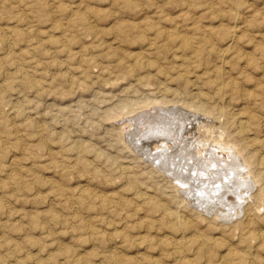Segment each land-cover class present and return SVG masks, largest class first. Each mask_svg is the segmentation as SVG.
Wrapping results in <instances>:
<instances>
[{
	"label": "rangeland",
	"instance_id": "obj_1",
	"mask_svg": "<svg viewBox=\"0 0 264 264\" xmlns=\"http://www.w3.org/2000/svg\"><path fill=\"white\" fill-rule=\"evenodd\" d=\"M0 85V264L264 263V180L251 178L236 216L210 215L145 155L160 140L134 125L157 101L201 106L184 134H224L264 170V0H0Z\"/></svg>",
	"mask_w": 264,
	"mask_h": 264
},
{
	"label": "bare ground",
	"instance_id": "obj_2",
	"mask_svg": "<svg viewBox=\"0 0 264 264\" xmlns=\"http://www.w3.org/2000/svg\"><path fill=\"white\" fill-rule=\"evenodd\" d=\"M197 16V15H196ZM237 18V16H236ZM165 26V25H164ZM182 28V27H181ZM4 31V30H3ZM185 31V30H184ZM231 31V30H230ZM229 31V32H230ZM227 32V33H229ZM7 33V32H6ZM232 33V32H230ZM125 34V33H124ZM237 34V33H236ZM175 35V34H174ZM180 35V34H179ZM154 36V35H153ZM233 36V34H232ZM234 36H235V32H234ZM11 37V36H10ZM9 37V38H10ZM141 37V36H140ZM183 37L185 38V36L183 35L182 36V39ZM236 37V36H235ZM237 38V37H236ZM184 40V39H183ZM191 40L193 39H185V46L187 45L188 48L189 46L191 45ZM235 40V38H234ZM165 41V40H164ZM233 41V40H232ZM237 41V40H236ZM230 42V41H229ZM232 43V42H231ZM194 44V43H193ZM195 46V45H194ZM13 47V46H12ZM197 48V47H196ZM229 48V47H227ZM191 49V48H190ZM148 50V49H147ZM204 50V49H203ZM222 50V49H221ZM11 51V50H10ZM199 52V51H198ZM201 52V51H200ZM54 53V52H53ZM198 54V53H197ZM4 55V54H3ZM148 56V55H147ZM139 57V56H138ZM151 57V56H150ZM159 57V56H157ZM18 58V57H16ZM204 58V57H203ZM207 59V58H206ZM138 60V58H137ZM143 60V59H142ZM223 60V59H222ZM139 61V60H138ZM159 61V60H158ZM208 61V60H207ZM210 61V60H209ZM137 62V61H136ZM188 62V61H187ZM139 63V62H137ZM141 63V61H140ZM184 63V61H183ZM4 64V63H3ZM189 64V63H188ZM187 64V65H188ZM122 65V64H121ZM125 67V66H124ZM136 67L135 65L131 66V68L129 67L128 70L130 72H133L136 70ZM125 69L127 70V66L125 67ZM143 69V68H142ZM179 69V68H177ZM15 70V69H14ZM181 70V69H180ZM183 71V70H182ZM224 72V71H223ZM170 74V73H169ZM181 74H179L180 76ZM185 74H183L184 76ZM141 77V76H140ZM181 77V76H180ZM216 77V76H215ZM182 78V77H181ZM29 80V79H28ZM72 80V79H71ZM33 81V80H32ZM31 81V82H32ZM3 82V81H2ZM225 82V81H224ZM222 82V83H224ZM189 83V82H188ZM1 86V85H0ZM222 87V85H221ZM2 88V87H1ZM222 90H223V87H222ZM15 91V90H14ZM170 91V90H169ZM10 92V91H9ZM177 94V93H176ZM175 94V95H176ZM199 94V93H198ZM164 100V99H163ZM173 100V99H172ZM1 102V101H0ZM176 102V101H175ZM146 103V102H145ZM158 103V101H157ZM155 104L154 105V109L153 106H152V110L154 109L155 112H150L149 110H146L144 112H141L139 113L137 116H136V120H135V124L136 125V133H139L140 132V135L137 134V136L139 135L140 136V139L142 138V141H146V140H149V139H152L155 137V140L159 139L160 140V143L159 145H156V147L153 149L154 151H149L147 153H145L146 156H148V158L152 161H155L157 162L158 166L163 168L165 171L169 172L171 174V176L174 177L175 181H176V186L179 187L182 191L186 192V195L188 198L190 197L192 202H194V204L199 207L201 210L205 211L206 213L210 214V215H214L215 217H221L223 218V220L225 219H228L229 217H232V216H236L237 214V209H238V205L239 203L243 204L242 203V200L244 201L243 198H245L248 191L247 189L250 188V187H253V183L251 182L252 179L256 180L257 182H261L264 180V170H258L256 169L255 167H253L254 163H255V155L254 154H247L245 153V149L242 147V145H240L239 143H231L230 141L226 140L225 138H223V135H221L220 133V136L219 137H213L211 139H209L207 137V135L205 133H203L201 130H200V126L199 128H193L190 130L189 134H184L185 133V129H186V126L185 123L189 122L191 120L190 117V114H189V110L190 109H193V111L195 112L194 108H193V104H189V106H187V108H181L178 104H177V107L175 106H163L161 104ZM160 103V102H159ZM177 103V102H176ZM179 103V102H178ZM187 103V102H186ZM205 104V103H204ZM22 105V104H21ZM20 105V106H21ZM161 105V106H160ZM193 105V106H192ZM149 106V105H147ZM150 107V106H149ZM210 107V106H209ZM147 108V107H146ZM181 108V109H180ZM196 111L199 110V112L201 110H203V108H201V106H197L196 108ZM23 111V110H22ZM191 111V110H190ZM205 110H203L204 112ZM221 112V111H220ZM191 113V112H190ZM223 113H224V110H223ZM229 113V112H228ZM192 114V113H191ZM194 114V113H193ZM203 114V113H202ZM132 115V114H131ZM113 116V115H112ZM189 116V117H188ZM134 117V116H133ZM210 118V117H209ZM197 120V119H196ZM216 120V119H215ZM132 121V120H131ZM134 121V120H133ZM195 121V120H194ZM3 122V121H1ZM5 123V121L3 122ZM16 123V122H15ZM14 124V123H13ZM244 124V123H243ZM37 125V124H36ZM131 125V123H130ZM139 125V126H138ZM239 125H240V122H239ZM242 125V124H241ZM240 125V126H241ZM31 126V125H30ZM133 126V125H132ZM202 126V125H201ZM204 126V125H203ZM248 126V125H247ZM187 130L189 129V126H187ZM249 127V126H248ZM41 128V127H40ZM39 128V129H40ZM131 128V127H128V129ZM145 128H146V133L143 135V129H144V132H145ZM190 128H192L190 126ZM206 128V127H205ZM241 128V127H240ZM138 129H141L142 131L138 130ZM202 129V128H201ZM209 129V128H208ZM19 130V129H18ZM187 130H186V133H187ZM207 130V129H206ZM240 130V129H239ZM189 131V130H188ZM205 131V130H204ZM16 132V131H15ZM142 132V134H141ZM232 132V131H231ZM237 132V131H236ZM21 133V132H20ZM135 133V134H136ZM149 133H152L151 135ZM224 133V132H223ZM239 133V131H238ZM241 133V132H240ZM239 133V134H240ZM1 134V133H0ZM42 134V133H41ZM154 134V136H153ZM184 134V135H183ZM21 135V134H20ZM148 135H150V137H148ZM226 135V134H225ZM4 137V136H3ZM134 137V136H133ZM136 137V136H135ZM134 137V139H135ZM245 137V136H244ZM243 137V138H244ZM252 137V136H251ZM137 138V137H136ZM157 138V139H156ZM257 138V137H256ZM4 139V138H3ZM138 139V138H137ZM240 139V138H238ZM153 140V139H152ZM241 140V139H240ZM247 140V138H246ZM143 141V142H144ZM232 141V140H231ZM239 141V140H238ZM135 144H136V147L138 148H142L141 145L139 144V140H135L134 141ZM148 143V142H147ZM263 143V142H261ZM9 145V143H8ZM149 145V144H148ZM257 145V144H256ZM30 146V145H29ZM256 148V147H255ZM16 149V148H15ZM39 149V148H38ZM254 151V150H253ZM262 152V151H261ZM258 154V153H257ZM261 153H259L258 155H260ZM55 155V154H53ZM85 155V154H84ZM7 156V155H6ZM257 156V155H256ZM17 159V158H16ZM168 159L166 162L165 160ZM170 160V161H169ZM260 163H264V156L263 158L260 159ZM19 161V159H18ZM51 161V160H50ZM12 163V162H11ZM15 163V162H14ZM18 163V162H17ZM16 165V164H15ZM170 165V166H169ZM1 166V165H0ZM16 167V166H15ZM82 167L84 170H88V164L86 162H82ZM236 167V169L234 168ZM1 168V167H0ZM129 168V167H128ZM124 170V169H123ZM130 171V170H129ZM39 172V171H38ZM12 173V172H11ZM85 173V172H84ZM89 173V172H88ZM87 173V174H88ZM63 174V173H62ZM18 175V174H17ZM69 175V174H68ZM130 175V174H129ZM13 176V175H12ZM15 176V175H14ZM13 176V177H14ZM66 176V175H65ZM172 177V178H173ZM17 178V177H16ZM15 178V179H16ZM252 178V179H251ZM14 179V178H12ZM18 179V178H17ZM90 180V179H89ZM58 181V180H57ZM16 182V181H15ZM172 182V181H171ZM255 182V181H254ZM40 183V182H39ZM108 183V182H107ZM133 183V182H132ZM256 183V182H255ZM263 184V183H262ZM250 186V187H247V186ZM257 185V184H255ZM18 186V185H17ZM3 187V186H2ZM81 187V186H80ZM245 187L244 190H242L243 188ZM255 187V186H254ZM14 188V187H13ZM39 188V187H38ZM88 188V187H87ZM91 188V187H90ZM230 189V190H227V189ZM59 189V188H57ZM149 189V188H148ZM66 190V189H65ZM83 190V189H82ZM139 190V189H138ZM252 190V189H251ZM31 191V190H30ZM88 191V190H87ZM91 191V190H90ZM137 192V191H136ZM135 192V193H136ZM183 192V193H184ZM251 192V191H250ZM261 192V191H260ZM15 193V192H14ZM83 194V192H81ZM252 193V192H251ZM254 193V192H253ZM146 194V193H144ZM148 194V193H147ZM261 193L258 194V196L260 195ZM51 195V194H50ZM85 195V194H84ZM88 195V194H87ZM86 195V196H87ZM138 195V194H137ZM230 195H232V197H230ZM248 195V194H247ZM81 196V195H80ZM89 196V195H88ZM153 196V195H152ZM176 196V195H175ZM251 196V195H250ZM249 196V197H250ZM97 197V196H96ZM109 197V196H108ZM148 197V195L146 196ZM5 198V197H4ZM12 198V197H11ZM79 198H82V197H79ZM86 198V197H85ZM90 198V196L88 197ZM105 198V197H104ZM103 198V199H104ZM112 198V197H111ZM149 198V197H148ZM155 198V197H154ZM251 198V197H250ZM83 199V198H82ZM102 199V198H101ZM140 199V198H139ZM147 199V198H146ZM227 199V200H226ZM259 199V198H257ZM8 200V199H6ZM86 200V199H85ZM96 200V199H95ZM150 200V199H149ZM151 200L153 201V199L151 198ZM157 200V199H156ZM159 200V199H158ZM252 199H250L251 201ZM256 200V199H255ZM81 201V199H80ZM83 201V200H82ZM104 201V200H103ZM101 201V202H103ZM113 201V200H112ZM120 201V200H119ZM127 201V200H126ZM146 201V200H144ZM143 201V202H144ZM246 201V200H245ZM248 201V200H247ZM246 201V202H247ZM28 202V201H27ZM53 202V201H52ZM83 202H86V201H83ZM105 202V201H104ZM107 202V201H106ZM124 202V201H123ZM139 202V201H138ZM141 202V203H143ZM148 202V201H147ZM164 202V201H163ZM79 203V202H78ZM96 203V202H95ZM113 203V202H112ZM118 203V202H117ZM126 203V202H125ZM149 203V202H148ZM158 203V202H157ZM191 203V202H190ZM217 203H220L223 208L222 209H216V205ZM254 203V202H253ZM98 204V203H96ZM101 203H99L100 205ZM138 204V203H137ZM155 204V203H153ZM163 205L165 203H162ZM179 204V203H178ZM240 204V205H241ZM5 205V204H4ZM112 205V204H111ZM151 205V204H150ZM166 205V204H165ZM193 205V204H192ZM220 205V206H221ZM249 205V204H248ZM87 206V205H86ZM119 206V205H118ZM127 206V205H126ZM154 206V205H153ZM152 206V207H153ZM156 206V204H155ZM181 206V205H180ZM247 206V205H246ZM250 206V205H249ZM75 207V206H74ZM84 207V206H83ZM100 208H102L101 206H99ZM104 207V206H103ZM108 207V206H107ZM125 207V206H124ZM123 207V208H124ZM151 207V209H152ZM159 207V206H158ZM172 207V206H171ZM5 208V207H4ZM11 208V207H10ZM85 208V207H84ZM106 208V207H105ZM110 208V207H108ZM114 208H118L117 206H115ZM167 208V207H166ZM170 208V207H169ZM245 208V207H244ZM92 209V208H90ZM115 209V210H116ZM150 209V208H149ZM156 209V208H155ZM159 209V208H158ZM162 208H160L161 210ZM173 209V208H171ZM252 209V208H251ZM6 210V208L4 209ZM109 210V209H107ZM154 210V208H153ZM157 210V209H156ZM154 210V211H156ZM165 210V209H164ZM176 210V209H175ZM199 210V209H198ZM237 210V211H236ZM244 210V209H243ZM46 211V210H45ZM48 211V210H47ZM59 211V210H58ZM85 211V210H84ZM132 211V210H131ZM149 211V210H148ZM172 211V210H171ZM242 211V210H241ZM252 211V210H250ZM51 212V211H50ZM80 212V211H79ZM111 212V211H110ZM113 212V211H112ZM134 212V211H133ZM150 213L153 212V211H149ZM170 212V211H169ZM199 212V211H198ZM244 212V211H242ZM249 212V211H248ZM95 213V212H94ZM202 213V211H201ZM200 213V214H201ZM115 214V213H114ZM126 214V213H125ZM166 214V213H165ZM169 214V213H167ZM171 214V213H170ZM176 214V213H175ZM180 214V213H179ZM177 214V215H179ZM207 214V215H208ZM241 214V213H240ZM251 214V213H250ZM48 215V214H47ZM127 215V214H126ZM142 215V214H141ZM149 215V214H148ZM147 215V216H148ZM204 215V214H203ZM256 215V214H255ZM260 215V214H259ZM264 215V214H263ZM64 216V215H63ZM62 216V217H63ZM155 216V215H154ZM165 216V215H164ZM168 216V215H167ZM246 216V215H245ZM50 217V216H49ZM57 217V216H56ZM101 217V216H99ZM126 217V216H125ZM124 217V218H125ZM153 217V216H152ZM180 217V216H179ZM178 217V219H179ZM254 217V216H253ZM65 218V217H64ZM98 218V217H97ZM133 218V216H132ZM151 218V217H150ZM164 218V217H163ZM171 218V217H170ZM214 218V217H213ZM2 219V218H1ZM35 219V218H34ZM51 219V218H50ZM57 219V218H56ZM123 219V218H122ZM131 219V217H130ZM169 218H167L166 220H168ZM175 219V218H174ZM177 219V220H178ZM253 219V218H252ZM47 220V219H46ZM98 220V219H97ZM105 221V219L102 218V221ZM128 220V219H127ZM144 220V219H143ZM164 220V219H163ZM176 219L174 220V223L175 221H177ZM180 220V219H179ZM232 220V219H231ZM257 220V219H255ZM88 221V220H87ZM90 221V220H89ZM95 221V220H94ZM100 221V220H99ZM107 221V220H106ZM105 221V222H106ZM125 221V220H123ZM129 221V220H128ZM133 221V220H132ZM154 221V220H153ZM181 221V220H180ZM179 221V222H180ZM247 221V220H246ZM251 221V220H250ZM40 222V221H39ZM58 222V221H57ZM56 222V223H57ZM93 222V221H92ZM130 222V221H129ZM142 222V221H141ZM165 222V221H164ZM171 222V221H170ZM183 222V221H182ZM181 222V223H182ZM191 222V221H189ZM258 222V221H257ZM37 223V222H36ZM84 223L87 224V222H83L81 225L83 226ZM102 223V222H101ZM121 223V221H120ZM118 224L121 226V224ZM132 223V222H131ZM144 223V221H143ZM154 223V222H153ZM166 223V222H165ZM168 223V222H167ZM185 223V222H184ZM246 223V222H245ZM250 223V222H249ZM248 223V224H249ZM106 224V223H105ZM127 224V223H126ZM133 224V223H132ZM136 224V223H135ZM145 224V223H144ZM148 224V223H147ZM145 224V225H147ZM170 225L172 223H169ZM188 224V223H187ZM192 224V222H191ZM195 224V222H194ZM26 225V224H25ZM30 225V224H29ZM97 225V224H96ZM103 225V224H102ZM108 225V224H107ZM129 225V224H128ZM143 225V224H142ZM144 225V226H145ZM152 225V224H151ZM150 225V226H151ZM193 225V224H192ZM241 225V224H240ZM251 225V224H250ZM259 225V224H258ZM88 225H86L87 227ZM132 226V225H131ZM130 226V227H131ZM138 226V225H137ZM140 226V225H139ZM167 226V225H166ZM177 226V225H176ZM179 226H180V223H179ZM188 226V225H187ZM190 226V225H189ZM194 226V225H193ZM192 226V227H193ZM196 226V225H195ZM253 226V225H252ZM256 226V225H254ZM2 227V226H1ZM52 227V226H51ZM89 227V226H88ZM92 227V225H91ZM95 227V226H94ZM117 227V225H116ZM126 227V226H125ZM133 227V226H132ZM142 227V226H140ZM174 226H168L167 228H172ZM191 227V226H190ZM191 227V228H192ZM200 227V226H199ZM209 227V226H208ZM62 228V227H61ZM81 228V227H80ZM93 228V227H92ZM124 228V227H123ZM135 228V227H134ZM147 228V227H146ZM151 228V227H150ZM157 228V227H156ZM177 228V227H176ZM186 228V226H185ZM188 228V227H187ZM194 228V227H193ZM239 228H241L239 226ZM250 228V227H249ZM253 228V227H252ZM83 229V228H81ZM87 228H85L86 230ZM100 229V227H99ZM132 229V228H131ZM138 229V227H137ZM140 229V228H139ZM138 229V230H139ZM154 229V228H153ZM162 229V228H161ZM175 229V228H174ZM206 229V228H205ZM246 229V228H245ZM251 229V228H250ZM31 230V229H30ZM47 230V229H46ZM98 230V228H97ZM96 230V231H97ZM125 230H128L127 228ZM136 230V229H135ZM144 230V229H143ZM148 230V229H147ZM157 230L159 231V228H157ZM170 230V229H169ZM173 230V228H172ZM190 230V229H189ZM210 230V229H209ZM254 230V229H253ZM258 230V229H257ZM71 231V230H70ZM130 231V230H129ZM134 231V229L132 230ZM142 231V230H141ZM175 231V230H174ZM192 230H190L189 232H191ZM225 231V230H224ZM255 231V230H254ZM253 231V232H254ZM31 232V231H30ZM73 232V231H72ZM119 232V230L117 231V233ZM122 233L124 232L123 230L121 231ZM173 232V231H171ZM178 231H176L177 233ZM185 232V231H184ZM194 232V231H193ZM200 232V231H199ZM208 232V230H207ZM222 232V231H221ZM248 232V231H247ZM263 232V231H262ZM54 233V232H53ZM87 233V232H86ZM89 233V232H88ZM92 233V232H90ZM95 233V232H94ZM94 233L92 234L94 236ZM122 233H118L119 236L120 234ZM134 233H136L134 231ZM141 233V232H140ZM147 234V232H145ZM187 233V232H186ZM198 233V232H197ZM206 233V232H205ZM224 233V232H222ZM249 233V232H248ZM126 234V233H125ZM129 234V233H128ZM144 234V233H143ZM151 234V233H150ZM172 234V233H171ZM194 234V233H193ZM212 234V232L210 233ZM209 236H212L210 235ZM215 234V233H214ZM225 234V233H224ZM137 235V234H136ZM153 235V234H152ZM151 235V236H152ZM169 235V234H168ZM172 235H175L174 232ZM178 235V234H176ZM184 235V233H183ZM195 235V234H194ZM250 235H253V234H250ZM90 236V234H89ZM127 236V235H126ZM141 236V235H140ZM150 236V235H149ZM149 236H146V237H149ZM167 236V235H166ZM179 236V235H178ZM181 236V235H180ZM186 236V235H185ZM184 236V237H185ZM202 236V235H201ZM214 236V235H213ZM242 236V235H241ZM257 236V235H256ZM259 236V235H258ZM11 237V236H10ZM19 237V236H18ZM39 237V236H38ZM122 237V236H121ZM131 237V236H130ZM172 237V236H171ZM170 237V238H171ZM183 237V236H182ZM205 237V236H203ZM244 237V236H242ZM260 237V236H259ZM126 238V237H125ZM154 238V237H152ZM173 238V237H172ZM175 238V237H174ZM173 238V239H174ZM196 238V237H195ZM208 238V237H206ZM226 238V237H225ZM20 239V238H19ZM74 239V238H73ZM105 239V238H104ZM113 239V237H112ZM124 239V238H123ZM138 239V237H137ZM165 239V238H164ZM191 239V238H190ZM204 239V238H203ZM202 239V240H203ZM223 239V238H222ZM243 239V238H241ZM31 240V239H30ZM110 240V239H109ZM140 240V239H139ZM162 240V239H161ZM185 240V239H184ZM183 240V241H184ZM201 240V239H200ZM201 240V241H202ZM213 240V239H212ZM215 240V239H214ZM228 240V239H227ZM245 240V239H244ZM249 240V239H247ZM87 241V240H86ZM89 241V240H88ZM136 241V240H135ZM150 241H153L150 239ZM169 242V240H167ZM166 241V242H167ZM176 241V240H175ZM50 242V241H49ZM96 242V241H95ZM114 242V241H113ZM117 242V241H116ZM128 242V241H127ZM143 242V240H142ZM147 241H145L146 243ZM149 242V241H148ZM163 242V241H162ZM165 242V240H164ZM171 242V240H170ZM186 242V241H185ZM195 242V241H194ZM203 242V241H202ZM205 242V240H204ZM203 242V243H204ZM212 242V241H211ZM214 242V241H213ZM221 242V241H220ZM219 242V243H220ZM224 242V241H223ZM245 242V241H244ZM83 243V242H82ZM121 243V242H120ZM124 243V242H123ZM122 243V244H123ZM151 243V242H150ZM159 243V242H158ZM172 243V242H171ZM181 243V242H180ZM217 242V244H219ZM228 243V242H227ZM234 243V241H233ZM239 243V242H238ZM243 243V242H242ZM261 242H259L260 244ZM27 244V243H26ZM51 244V243H50ZM85 244V243H84ZM125 244V243H124ZM139 244V243H138ZM141 244V243H140ZM139 244V245H140ZM144 244V243H142ZM147 244V243H146ZM152 244V243H151ZM165 243H163L162 245H164ZM200 244V243H199ZM207 244V243H206ZM249 246H250V243H248ZM253 244V243H252ZM258 244V243H257ZM102 245V244H101ZM153 245V244H152ZM168 245V244H167ZM166 245V246H167ZM170 245V244H169ZM173 245V243H172ZM171 245V246H172ZM184 245V244H183ZM193 245V244H192ZM191 245V246H192ZM212 245V244H210ZM228 246V244H226ZM237 245V244H236ZM240 245V244H239ZM254 245V244H253ZM253 245H251V247H254ZM10 246V245H9ZM37 246V245H36ZM94 246V245H93ZM92 246V247H93ZM96 246V245H95ZM108 246V245H107ZM106 246V247H107ZM122 246V245H121ZM138 246V245H137ZM148 246V245H147ZM177 246V245H176ZM201 246V245H200ZM207 246V245H206ZM218 246V245H217ZM257 246V245H256ZM3 247V246H2ZM13 247V246H12ZM26 247V246H25ZM84 247V246H83ZM130 247V246H129ZM146 247V246H145ZM157 247V246H156ZM155 247V248H156ZM164 247V246H162ZM170 247V246H169ZM174 247V246H173ZM179 247V246H178ZM203 247V246H202ZM205 247V245H204ZM208 247V246H207ZM212 247H215L216 246H212ZM211 247V248H212ZM220 247V246H219ZM244 247V246H243ZM250 247V248H251ZM263 247V246H261ZM260 247V248H261ZM27 248V247H26ZM46 248V247H45ZM68 248V247H67ZM73 248V247H72ZM152 248V247H151ZM183 248V247H181ZM249 248V247H248ZM255 248V247H254ZM3 249V248H2ZM6 249V248H4ZM23 249V248H22ZM65 248H63L64 250ZM141 249V248H140ZM160 249V248H159ZM164 249V248H162ZM167 249V248H166ZM169 249V248H168ZM172 249V248H171ZM186 249V248H185ZM188 250L190 248H187ZM186 249V250H187ZM197 249V248H196ZM243 249V248H242ZM241 249V250H242ZM263 249V248H261ZM67 250V249H66ZM70 250V248H69ZM66 251L65 253L69 252ZM74 250V249H73ZM80 250V249H79ZM145 250V249H144ZM150 250V249H149ZM156 250L158 249H155L154 250V253L156 252ZM175 250V249H174ZM178 250V249H177ZM183 250V249H182ZM203 250V249H202ZM223 250V249H222ZM259 250V249H258ZM22 251V250H21ZM86 251V250H85ZM94 251V250H93ZM92 251V252H93ZM105 251V250H104ZM151 251V250H150ZM153 251V250H152ZM161 252V250H159ZM167 251V250H166ZM181 251V249H180ZM185 251V250H184ZM180 252V254H183ZM192 251V250H191ZM195 251V250H194ZM209 251V250H207ZM220 251V250H218ZM247 251V250H246ZM251 251V250H250ZM253 251V250H252ZM259 251H263V250H259ZM28 252V251H27ZM71 252V251H70ZM69 252V255H71ZM74 252L76 253V251L74 250ZM73 252V253H74ZM95 252V251H94ZM93 252V253H94ZM163 252V250H162ZM169 253V251H167ZM174 252V251H173ZM172 252V253H173ZM231 252V251H230ZM242 252V251H241ZM257 252V251H256ZM89 253V252H88ZM87 253V254H88ZM91 253V254H93ZM102 253V252H99V254ZM109 253V252H108ZM129 253V252H128ZM137 253V252H136ZM149 253V252H147ZM186 253V252H184ZM213 253V251H212ZM215 253V252H214ZM229 253V252H228ZM255 253V252H254ZM253 253V254H254ZM26 254V253H25ZM84 254V253H83ZM82 254V255H83ZM135 254V253H134ZM138 254V253H137ZM152 254V253H151ZM150 254V255H151ZM163 254V253H162ZM161 254V255H162ZM170 254V253H169ZM176 254V253H175ZM187 254V253H186ZM195 254V253H193ZM208 254V252H207ZM217 254V253H216ZM221 254V253H220ZM230 254V253H229ZM237 254V253H236ZM239 254V253H238ZM241 254V253H240ZM244 254V253H243ZM249 254V252H248ZM6 255V254H5ZM15 255V254H13ZM40 255V254H39ZM68 255V254H67ZM90 256V254H88ZM96 255V252L94 254V256ZM104 255V254H103ZM102 255V256H103ZM111 255H113L111 253ZM141 255V254H140ZM159 255V254H158ZM171 255V254H170ZM173 255V254H172ZM191 255V254H190ZM196 255V254H195ZM201 255V254H200ZM219 255V254H218ZM252 255V253L250 254ZM72 256V255H71ZM85 256V255H84ZM107 258H108V255H106ZM105 256V257H106ZM139 256V255H138ZM144 256V255H143ZM142 256V257H143ZM163 256V255H162ZM161 256V258H162ZM176 256V255H175ZM198 256V255H197ZM205 256V255H204ZM203 256V257H204ZM207 256V255H206ZM216 257V255H214ZM245 256V255H244ZM243 256V257H244ZM258 256V255H257ZM93 257V256H91ZM97 258H99V256H96ZM112 257V256H111ZM115 257V256H114ZM114 257L112 259H114ZM130 257V256H129ZM134 257V256H133ZM132 257V259H133ZM141 257V258H142ZM151 259H152V256H150ZM188 257V256H187ZM194 257V256H193ZM212 257V255H211ZM218 257V256H217ZM225 257V256H224ZM237 259H238V256L236 255ZM242 257V256H240ZM255 259L256 256H254ZM261 257V256H260ZM42 258V257H41ZM49 258V257H48ZM78 258V256H77ZM86 260H87V257H85ZM101 258V257H100ZM116 258V257H115ZM146 259L148 257H145ZM170 258V257H169ZM177 258V257H176ZM179 258V257H178ZM90 259V258H89ZM88 259V260H89ZM106 259V258H105ZM123 259V258H122ZM132 259L128 260V261H131L132 262ZM149 258V260H151ZM155 259V258H154ZM156 259L157 256H156ZM175 259V258H174ZM204 259V258H203ZM214 259V258H213ZM211 261V258H210V261L215 263L214 261ZM216 259V258H215ZM214 259V260H215ZM246 259V258H245ZM254 259V258H253ZM40 260V259H39ZM50 259H48V262H49ZM87 260V262H88ZM116 260V259H114ZM121 260V259H120ZM119 260V262H120ZM127 260V259H126ZM148 260V259H147ZM146 260V261H147ZM194 260V259H193ZM200 258H198L197 261H199ZM206 260V259H205ZM226 259H224L225 261ZM240 260V259H239ZM243 260V259H242ZM248 260V259H247ZM260 260V259H259ZM264 260V259H263ZM262 260V261H263ZM118 261V260H117ZM116 261V262H117ZM134 261V259H133ZM145 261V259H144ZM158 261V260H156ZM155 261V262H156ZM168 261V260H167ZM175 261V260H173ZM178 261V260H177ZM183 261V260H182ZM185 261V260H184ZM186 261H188L186 259ZM201 261V260H200ZM203 261V260H202ZM219 261V260H217ZM222 261V260H220ZM246 261V260H245ZM253 261V260H252ZM45 262V261H43ZM53 262V261H52ZM86 262V261H85ZM86 262V264H87ZM93 262V260L91 261ZM114 262V261H113ZM112 262V263H113ZM122 262V260H121ZM162 262V261H160ZM180 262V261H179ZM194 262V261H192ZM191 262V263H192ZM196 262V261H195ZM204 262V261H203ZM209 262V261H208ZM236 261H234L233 263H235ZM244 262V261H243ZM249 262V260H248ZM247 262V263H248ZM254 262V261H253ZM258 262V260H257ZM62 263V262H61ZM90 263V262H89ZM95 263V262H94ZM107 263V262H106ZM109 263V261H108ZM111 263V262H110ZM144 263V262H142ZM146 263V262H145ZM144 263V264H145ZM150 263V262H148ZM159 263V262H158ZM163 263V262H162ZM161 263V264H162ZM176 263V262H175ZM188 263V262H187ZM197 263V262H196ZM194 263V264H196ZM199 263V262H198ZM197 263V264H198ZM226 263V261H225ZM230 263V262H229ZM259 263H261V261H259ZM13 264V263H12ZM15 264V263H14ZM92 264V263H90ZM127 264V262L125 263ZM130 264V263H129ZM134 264V262H133ZM135 264H141L140 262H135ZM155 264V263H154ZM157 264V263H156ZM178 264V262L176 263ZM185 264V263H184ZM193 264V263H192ZM205 264V263H204ZM207 264V263H206ZM216 264V263H215ZM219 264V262H218ZM221 264V263H220ZM224 264V263H222ZM232 264V263H231ZM236 264V263H235ZM237 264H239L237 262ZM245 264V263H244ZM264 264V263H262Z\"/></svg>",
	"mask_w": 264,
	"mask_h": 264
}]
</instances>
